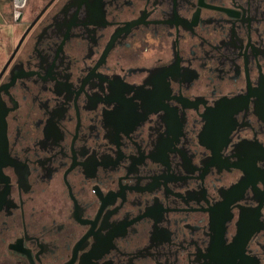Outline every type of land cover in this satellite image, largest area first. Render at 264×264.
<instances>
[{
	"label": "flooded vegetation",
	"instance_id": "obj_1",
	"mask_svg": "<svg viewBox=\"0 0 264 264\" xmlns=\"http://www.w3.org/2000/svg\"><path fill=\"white\" fill-rule=\"evenodd\" d=\"M0 264H264V0H43L0 65Z\"/></svg>",
	"mask_w": 264,
	"mask_h": 264
},
{
	"label": "rangeland",
	"instance_id": "obj_2",
	"mask_svg": "<svg viewBox=\"0 0 264 264\" xmlns=\"http://www.w3.org/2000/svg\"><path fill=\"white\" fill-rule=\"evenodd\" d=\"M43 0H25L24 7H15L14 2L0 0V65L14 46L19 33L22 30L24 21L29 18L31 12ZM21 12V17L16 19L15 12Z\"/></svg>",
	"mask_w": 264,
	"mask_h": 264
},
{
	"label": "water",
	"instance_id": "obj_3",
	"mask_svg": "<svg viewBox=\"0 0 264 264\" xmlns=\"http://www.w3.org/2000/svg\"><path fill=\"white\" fill-rule=\"evenodd\" d=\"M24 1L25 0H13L16 7H21L23 5ZM18 14L19 13H17V15H16V19L18 18Z\"/></svg>",
	"mask_w": 264,
	"mask_h": 264
},
{
	"label": "trees",
	"instance_id": "obj_4",
	"mask_svg": "<svg viewBox=\"0 0 264 264\" xmlns=\"http://www.w3.org/2000/svg\"><path fill=\"white\" fill-rule=\"evenodd\" d=\"M5 1H7V2H9V3H10V1H11V3H12V0H5Z\"/></svg>",
	"mask_w": 264,
	"mask_h": 264
},
{
	"label": "built area",
	"instance_id": "obj_5",
	"mask_svg": "<svg viewBox=\"0 0 264 264\" xmlns=\"http://www.w3.org/2000/svg\"><path fill=\"white\" fill-rule=\"evenodd\" d=\"M15 5V4H14ZM16 7V6H15ZM17 8V7H16ZM18 12H15V15H17Z\"/></svg>",
	"mask_w": 264,
	"mask_h": 264
}]
</instances>
